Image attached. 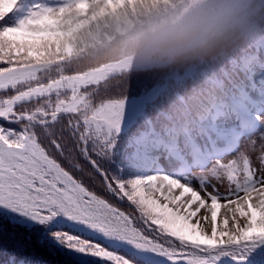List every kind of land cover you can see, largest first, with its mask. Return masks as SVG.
<instances>
[{
	"label": "snow or ice",
	"instance_id": "obj_1",
	"mask_svg": "<svg viewBox=\"0 0 264 264\" xmlns=\"http://www.w3.org/2000/svg\"><path fill=\"white\" fill-rule=\"evenodd\" d=\"M160 2L0 0V235L25 228L18 251L40 230L65 264H264V59L75 63L93 27Z\"/></svg>",
	"mask_w": 264,
	"mask_h": 264
},
{
	"label": "clouds",
	"instance_id": "obj_2",
	"mask_svg": "<svg viewBox=\"0 0 264 264\" xmlns=\"http://www.w3.org/2000/svg\"><path fill=\"white\" fill-rule=\"evenodd\" d=\"M76 65L165 74L230 60L264 41V0H161L135 16L93 27Z\"/></svg>",
	"mask_w": 264,
	"mask_h": 264
},
{
	"label": "trees",
	"instance_id": "obj_3",
	"mask_svg": "<svg viewBox=\"0 0 264 264\" xmlns=\"http://www.w3.org/2000/svg\"><path fill=\"white\" fill-rule=\"evenodd\" d=\"M253 52L264 59V47L259 44L238 52L233 59L239 63L245 55ZM231 67L230 62H226L224 65V69L227 71H231ZM4 229L3 234L0 235V249H2L0 264H65L66 258L58 251H50L46 246L42 247L36 243L40 230L33 231L31 246L27 251L20 252L15 247V241L22 240L24 236L28 235V231L23 227L13 226L7 221L4 222ZM63 229L70 232L75 231V229L68 226H63ZM13 233H15V240L12 238Z\"/></svg>",
	"mask_w": 264,
	"mask_h": 264
},
{
	"label": "rangeland",
	"instance_id": "obj_4",
	"mask_svg": "<svg viewBox=\"0 0 264 264\" xmlns=\"http://www.w3.org/2000/svg\"><path fill=\"white\" fill-rule=\"evenodd\" d=\"M254 79H255L257 82H259L260 79H264V73H261V72H259V70H258L257 75L255 76ZM253 96H254V98H256V97H257V94H256V93H253ZM221 191H223V189H221Z\"/></svg>",
	"mask_w": 264,
	"mask_h": 264
}]
</instances>
